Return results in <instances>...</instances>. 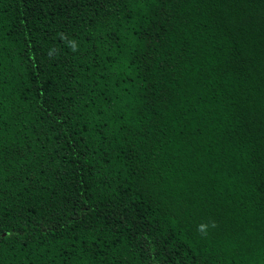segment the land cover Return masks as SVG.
Returning <instances> with one entry per match:
<instances>
[{"label":"trees","instance_id":"16d2710c","mask_svg":"<svg viewBox=\"0 0 264 264\" xmlns=\"http://www.w3.org/2000/svg\"><path fill=\"white\" fill-rule=\"evenodd\" d=\"M0 264H264V0H0Z\"/></svg>","mask_w":264,"mask_h":264},{"label":"clouds","instance_id":"9594fccd","mask_svg":"<svg viewBox=\"0 0 264 264\" xmlns=\"http://www.w3.org/2000/svg\"><path fill=\"white\" fill-rule=\"evenodd\" d=\"M200 230H203V226H200Z\"/></svg>","mask_w":264,"mask_h":264}]
</instances>
